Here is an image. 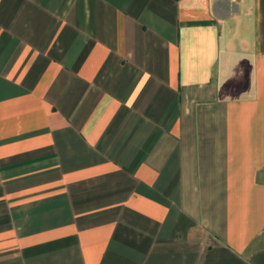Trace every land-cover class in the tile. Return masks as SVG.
I'll use <instances>...</instances> for the list:
<instances>
[{
    "label": "crops",
    "instance_id": "crops-1",
    "mask_svg": "<svg viewBox=\"0 0 264 264\" xmlns=\"http://www.w3.org/2000/svg\"><path fill=\"white\" fill-rule=\"evenodd\" d=\"M0 264H264V0H0Z\"/></svg>",
    "mask_w": 264,
    "mask_h": 264
}]
</instances>
